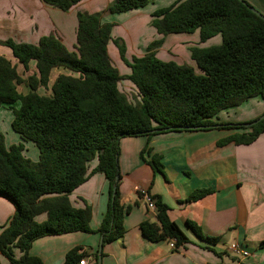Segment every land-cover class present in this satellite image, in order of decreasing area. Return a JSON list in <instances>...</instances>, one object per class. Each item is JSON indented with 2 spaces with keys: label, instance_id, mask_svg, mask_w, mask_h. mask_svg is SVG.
I'll list each match as a JSON object with an SVG mask.
<instances>
[{
  "label": "trees",
  "instance_id": "16d2710c",
  "mask_svg": "<svg viewBox=\"0 0 264 264\" xmlns=\"http://www.w3.org/2000/svg\"><path fill=\"white\" fill-rule=\"evenodd\" d=\"M41 1L68 11L81 0ZM148 2L113 0L106 11L123 13L143 8ZM251 8L245 0H176L151 14L150 26L157 35L197 31L200 43L220 37L218 46L190 48L195 68L159 60L154 49L161 41L150 43L144 56L128 60L124 42L112 38L113 24L103 23L101 13L76 14L74 51L67 50L52 35L40 37L36 45L0 41L25 71L29 62H35L36 73L22 79L16 66L0 56V108L12 111L11 128L21 141L31 142L38 149V159L33 162L23 155V143L6 147L0 133V197L14 208L0 233V257L8 264H43L29 255L35 240L93 233L90 208H73L68 195L86 181L87 165L94 159L97 164L91 173L103 174L107 183V207L97 230L101 247L121 239L123 215L128 212L119 204L118 193L122 138L212 128L234 131L217 142L223 147L250 145L264 133V119L247 128L244 124L214 121L219 112L249 99L264 100V18ZM109 42L128 67V75H120L113 66L107 52ZM55 68L69 75L57 76L49 95L39 94V89L47 88ZM122 81L133 85L134 101L121 92ZM20 85L27 88L26 93L17 91ZM16 103L18 107L14 108ZM149 165L162 173L158 157ZM209 193V189L193 191L184 202L197 201ZM149 197L157 222H142L141 235L150 242L174 240L175 246L187 243L169 219V208L161 197ZM41 214L46 219L38 223L35 218ZM185 224L197 239L215 243L194 223ZM259 246L264 248V241ZM13 249L21 254L18 258ZM78 251V247L70 249L63 264H78L84 259Z\"/></svg>",
  "mask_w": 264,
  "mask_h": 264
},
{
  "label": "crops",
  "instance_id": "0c3cea01",
  "mask_svg": "<svg viewBox=\"0 0 264 264\" xmlns=\"http://www.w3.org/2000/svg\"><path fill=\"white\" fill-rule=\"evenodd\" d=\"M245 1L264 16V0ZM112 2L81 0L68 11H61L41 0H0V41L10 39L16 43L36 45L40 37L52 35L67 50L74 51L76 14L83 12L101 13L103 23L113 24L112 38L124 42L128 60L144 56L150 43L161 41V45L154 49L159 60L195 68L190 48L213 46H206L212 38L200 43L197 31L165 37L157 35L150 26L151 14L169 6L171 3L168 0H149L143 8L118 14L106 11ZM107 52L119 74L128 75V67L120 60L117 48L111 42L107 45ZM0 56L16 66L17 74L19 69L25 72V78L18 74L22 79L36 73L34 61L29 62L25 71L7 47L0 45ZM59 75L69 73L62 68L53 69L47 88L39 89L38 93L47 90L42 95H49L50 87ZM126 83L125 88L132 89L133 85L128 81ZM20 86H17V91L26 93L27 88L23 86V93L19 91ZM253 99L256 100L252 108L259 110L250 121L264 112V100ZM13 107L17 108L18 103ZM218 114L214 121L226 122ZM12 118L9 108H0V133L6 147L23 143L11 128ZM233 133L212 128L122 138L119 141L118 193L119 204L128 212L123 215V237L101 248V264H236L235 256L228 251V247L234 244L247 252L243 264H264V248L259 246L264 241V133L250 145L217 146L219 140ZM23 145V155L36 162V146L31 142H24ZM154 157L159 158L162 173L149 165ZM96 164L95 159L88 163L86 181L68 195L73 208H90L89 227L93 233L39 238L32 243L30 256L39 258L43 264H63L66 253L78 247V252L85 255L86 264H94L101 240L97 230L108 200L103 174L91 173ZM138 189L144 190L148 196L161 197L169 208V219L185 235L187 243L171 249L170 240L150 242L141 235L139 225L142 222L156 223L157 220L155 211L146 208ZM203 189H209L210 193L197 201L184 202L193 191ZM13 214V206L0 197V233ZM45 219V214H41L35 221L40 223ZM186 221L197 225L201 233L214 239L215 243L197 239L186 226ZM13 252L17 258L21 255L16 249ZM0 264L8 262L0 257Z\"/></svg>",
  "mask_w": 264,
  "mask_h": 264
},
{
  "label": "rangeland",
  "instance_id": "374dc122",
  "mask_svg": "<svg viewBox=\"0 0 264 264\" xmlns=\"http://www.w3.org/2000/svg\"><path fill=\"white\" fill-rule=\"evenodd\" d=\"M168 1H169L168 3L172 4L176 0H173L174 2L172 0H168ZM170 1H172V2H170ZM146 27H148V26H146ZM220 44H221V39L219 36H216V37L212 38L210 40V42L207 43L206 46H212V45L218 46ZM18 74L23 78H25V76H26L25 72H21L20 69H19ZM126 84H127L126 81L120 82L119 88H120L121 92L126 95L128 100L130 102H132L135 99V95H134L135 91H134L133 87H131L132 89H129V90L126 89L125 88ZM19 91H22L24 93L25 88L23 86H20ZM46 93H47V90L41 92V94H46ZM255 100L256 99L247 100L244 103H242L241 105H239L237 107V109L230 108V109H227V110L220 112L218 115H220V117L229 124H247L250 121L249 119H251L254 116L255 112L257 110H259L258 108L257 109L252 108V105L255 103ZM246 121H248V122H246ZM252 121H253V119H252ZM252 121H250V122H252Z\"/></svg>",
  "mask_w": 264,
  "mask_h": 264
},
{
  "label": "built area",
  "instance_id": "2783aa9c",
  "mask_svg": "<svg viewBox=\"0 0 264 264\" xmlns=\"http://www.w3.org/2000/svg\"><path fill=\"white\" fill-rule=\"evenodd\" d=\"M137 192L141 195L142 199L144 200V202L146 204V208L149 211L154 212L155 211L154 204L152 203L150 197L146 194V192L142 189H138ZM174 246H175V241L170 240L169 248L173 249ZM228 251H230L235 256L236 264H243L242 260L245 257H247V252L235 244L230 245L228 247ZM78 264H86V259L84 258V259L80 260Z\"/></svg>",
  "mask_w": 264,
  "mask_h": 264
},
{
  "label": "water",
  "instance_id": "95a60500",
  "mask_svg": "<svg viewBox=\"0 0 264 264\" xmlns=\"http://www.w3.org/2000/svg\"><path fill=\"white\" fill-rule=\"evenodd\" d=\"M251 11L261 17V18H264L263 15H261L259 12H257L254 8H251ZM264 119V113L262 115H260L256 120L252 121V122H249L247 124H244L245 127H252L253 125H255L256 123H258L259 121L263 120ZM114 191V190H113ZM101 240L99 242V246H98V250H97V264H101Z\"/></svg>",
  "mask_w": 264,
  "mask_h": 264
}]
</instances>
